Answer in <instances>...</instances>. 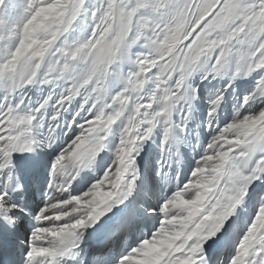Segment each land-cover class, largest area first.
Segmentation results:
<instances>
[{
	"label": "snow or ice",
	"instance_id": "6c2138e0",
	"mask_svg": "<svg viewBox=\"0 0 264 264\" xmlns=\"http://www.w3.org/2000/svg\"><path fill=\"white\" fill-rule=\"evenodd\" d=\"M0 264H264V0H0Z\"/></svg>",
	"mask_w": 264,
	"mask_h": 264
}]
</instances>
